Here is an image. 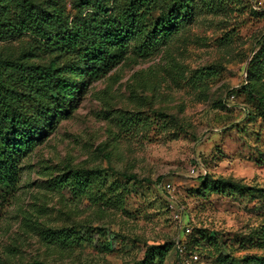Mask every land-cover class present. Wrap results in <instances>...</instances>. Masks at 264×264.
<instances>
[{
	"label": "rangeland",
	"instance_id": "374dc122",
	"mask_svg": "<svg viewBox=\"0 0 264 264\" xmlns=\"http://www.w3.org/2000/svg\"><path fill=\"white\" fill-rule=\"evenodd\" d=\"M33 1L77 12V0ZM263 36L264 0H192L157 53H131L64 106L47 104V138L19 183L0 188V264H182L177 242L198 264L264 256ZM36 46L28 33L0 36V59ZM75 171L91 173L82 198L74 180L55 185ZM63 228L84 240H46ZM162 246L164 259L151 249Z\"/></svg>",
	"mask_w": 264,
	"mask_h": 264
},
{
	"label": "trees",
	"instance_id": "16d2710c",
	"mask_svg": "<svg viewBox=\"0 0 264 264\" xmlns=\"http://www.w3.org/2000/svg\"><path fill=\"white\" fill-rule=\"evenodd\" d=\"M161 1L127 0L120 6L118 0H77L71 16L57 3L0 0V36L28 33L38 42L18 59H0V188L19 183L23 160L47 138L46 121L54 111L47 104L64 106L129 54L152 56L173 39L181 21L192 14V0H172L156 16ZM259 54L264 56V36ZM43 57L48 61H41ZM25 103L38 105V114L27 112ZM90 175L71 172L55 185L65 189L74 180L72 194L82 198L90 192ZM45 237L63 248L84 240L71 228L49 230ZM184 247L186 257L195 254ZM151 249L164 259L170 247ZM133 264H148V257ZM224 264H264V256L231 258Z\"/></svg>",
	"mask_w": 264,
	"mask_h": 264
},
{
	"label": "built area",
	"instance_id": "2783aa9c",
	"mask_svg": "<svg viewBox=\"0 0 264 264\" xmlns=\"http://www.w3.org/2000/svg\"><path fill=\"white\" fill-rule=\"evenodd\" d=\"M192 174H196L195 167L191 170ZM168 190L172 189L171 184H166L165 186ZM177 219L179 218V214L175 216ZM185 232L187 235L191 233V229L189 227L185 228ZM176 248L181 256L182 264H196L199 261V256L196 254H192L188 257L185 256V247L180 242L176 243Z\"/></svg>",
	"mask_w": 264,
	"mask_h": 264
}]
</instances>
